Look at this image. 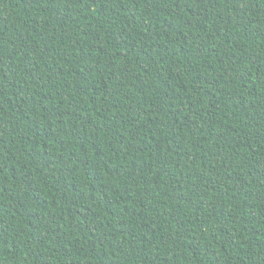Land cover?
<instances>
[{
  "label": "trees",
  "instance_id": "obj_1",
  "mask_svg": "<svg viewBox=\"0 0 264 264\" xmlns=\"http://www.w3.org/2000/svg\"><path fill=\"white\" fill-rule=\"evenodd\" d=\"M0 264H264V0H0Z\"/></svg>",
  "mask_w": 264,
  "mask_h": 264
}]
</instances>
